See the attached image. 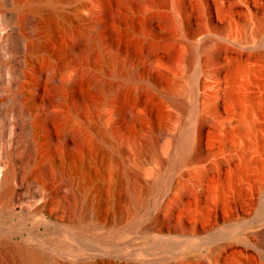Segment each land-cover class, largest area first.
Here are the masks:
<instances>
[{"label": "rangeland", "instance_id": "obj_1", "mask_svg": "<svg viewBox=\"0 0 264 264\" xmlns=\"http://www.w3.org/2000/svg\"><path fill=\"white\" fill-rule=\"evenodd\" d=\"M117 1L20 0L41 46L32 100L62 117L37 162L46 208L31 209L37 175L15 180L26 209L0 206V264H24L21 247L37 251L32 264H264V0ZM125 69L146 93L140 80L120 98L85 80L68 95L55 88L82 71L121 87ZM4 96L23 120L21 96ZM72 129L86 136L77 150ZM84 174L94 187H78Z\"/></svg>", "mask_w": 264, "mask_h": 264}, {"label": "bare ground", "instance_id": "obj_2", "mask_svg": "<svg viewBox=\"0 0 264 264\" xmlns=\"http://www.w3.org/2000/svg\"><path fill=\"white\" fill-rule=\"evenodd\" d=\"M118 1L120 3H127L129 5L138 7L142 6V2L140 0ZM37 2H41V0H37ZM56 7V3L48 1L47 6L44 9V15L41 23L46 25L54 23V9H56ZM109 17L110 19H112L111 17H115V13L110 14ZM0 19H3V22L0 23V206L3 208L8 207L12 202L11 198L12 200H14L13 194L21 191L22 184H17V182L15 181L18 175H20L22 178H25V181L33 180V177L37 175V178L33 180L34 187L36 188L33 189L35 192H33L32 190V192L34 193L32 196L34 197V201L32 203L31 209L34 211H40L46 208L50 195L45 183V179L42 177V175H38L37 172V162L39 161L41 154V140L51 135L48 122L57 121L62 117V115L60 114V112L50 110L47 111L48 109H46V111H42L36 106L35 101L37 100V97H34V99L36 98L35 100L33 99L34 101L32 100L34 91L33 93L31 92V87L27 82L29 73L28 71L30 70L29 68L32 65V58L35 56V54H37L41 46L39 44L40 42H37L36 39H34L33 34L30 31V27H28V25L26 24V20L24 19L20 5V0H0ZM145 20L147 22L145 26V30L147 32L149 30L148 15L145 16ZM139 42L140 40L138 39L136 43ZM98 43H100V39L96 35H88L86 43L88 49H97ZM85 74L83 73V71L78 72L72 79H70L71 81H68L67 83L59 82L55 86V88H57V90L60 91L62 95L67 94L68 92L70 94V90L77 84V82H79L80 80H85L91 83L92 86L98 91L106 86H109L110 89H114L116 98H120L125 94V91H127L126 89L129 86L128 84L131 81L140 80L142 82L143 92L146 93L148 91L146 82H144V80H141L140 76L137 75V72L133 70H124L122 74L123 84L121 85V87H116V84H114V81H112L113 77L109 76V78H112L109 79L111 81L104 78V80L109 82L108 84H106L105 82L103 83L102 80H100L101 78L97 76V73L92 75ZM8 92L21 96V98L24 100L22 108L24 109V112L26 111V117L23 120L22 118L20 120V117L19 119L15 118L13 116L14 112L6 108V105L2 107L5 103L4 102L2 104L3 96ZM5 97L6 96H4V98ZM53 103L55 104V101ZM10 112H12V114ZM16 112L19 113V111ZM128 116L132 119H140V115L138 113H135L132 108L128 109ZM22 133H25L26 137L28 138V151L26 149V140L23 139L22 135L24 134ZM69 135L74 140V148L76 150L86 142V136L81 130H69ZM66 140L68 141V139ZM187 140L188 136H186L183 140L184 148L186 147ZM154 142L155 141L153 140V138L147 139L142 142V146L151 145ZM193 155L197 156L198 151L195 150L193 152ZM19 166H21L22 168H19ZM91 177L88 174H84L82 182H79L78 187H86L91 185L94 187V181ZM156 183L159 184L160 179H157ZM78 192V190L77 193L71 192L70 196L75 201L77 198H79ZM93 192L97 193L95 189L92 190V193ZM25 199L26 195H24L22 192L20 197L15 198V200L11 204V208L20 210L26 209L22 205V201ZM29 248L30 247H21L15 251L16 253L18 252L17 254L20 257H22L20 258V260L25 261L22 262L24 264H28L29 262V264H32L31 262H34L38 259H36L37 253L34 254L33 252L35 250H31L33 252L32 253ZM15 252L14 255H16ZM16 257L17 255L14 256V258ZM17 258L19 259V257ZM18 259L14 261L17 262ZM36 263H39V261H36Z\"/></svg>", "mask_w": 264, "mask_h": 264}]
</instances>
